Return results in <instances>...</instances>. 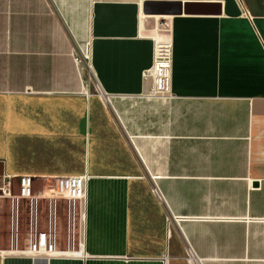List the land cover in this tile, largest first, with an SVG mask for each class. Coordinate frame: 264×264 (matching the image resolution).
<instances>
[{
  "label": "crops",
  "instance_id": "obj_1",
  "mask_svg": "<svg viewBox=\"0 0 264 264\" xmlns=\"http://www.w3.org/2000/svg\"><path fill=\"white\" fill-rule=\"evenodd\" d=\"M183 2L207 5L0 0V264H188L187 242L204 264H264V0ZM157 43L171 46L166 94L144 77ZM86 171L81 248L60 202L58 253L17 252L31 222L24 200L13 219L11 180Z\"/></svg>",
  "mask_w": 264,
  "mask_h": 264
},
{
  "label": "built area",
  "instance_id": "obj_2",
  "mask_svg": "<svg viewBox=\"0 0 264 264\" xmlns=\"http://www.w3.org/2000/svg\"><path fill=\"white\" fill-rule=\"evenodd\" d=\"M142 7L146 0H140ZM184 1V0H180ZM76 61L80 59L76 55ZM171 46L168 43H157L153 65L145 73L144 77L150 81L153 93L166 94L169 92L171 79ZM90 175L86 171L82 174L72 175H44L34 177L32 175L18 176L19 193L13 195L12 215L13 219L18 218L19 202L24 200L28 203L31 222V235L27 248L17 249L16 251L24 255H53L58 253L56 249L55 222L58 203L65 202L68 205V219H75L76 213L80 218V229L78 233L69 234V245L73 248L77 244L79 249L82 244V221L85 219V205L87 200V188ZM154 192L161 198L160 190L154 181ZM10 194V193H9ZM44 202L48 209L47 227L41 229L40 207ZM178 221V218L169 216L167 218L168 231H170L172 222ZM185 259L188 264H204V261L197 255L190 243L187 242Z\"/></svg>",
  "mask_w": 264,
  "mask_h": 264
},
{
  "label": "water",
  "instance_id": "obj_3",
  "mask_svg": "<svg viewBox=\"0 0 264 264\" xmlns=\"http://www.w3.org/2000/svg\"><path fill=\"white\" fill-rule=\"evenodd\" d=\"M207 4L196 2H183L180 0H146L143 3V11L146 14L153 15H176V14H193L196 13L197 7ZM168 18H162L157 21V26L161 29L169 27Z\"/></svg>",
  "mask_w": 264,
  "mask_h": 264
},
{
  "label": "rangeland",
  "instance_id": "obj_4",
  "mask_svg": "<svg viewBox=\"0 0 264 264\" xmlns=\"http://www.w3.org/2000/svg\"><path fill=\"white\" fill-rule=\"evenodd\" d=\"M13 151L15 153L14 155H16V156H18V158H20V147L14 148ZM9 186L11 188V194L12 195H17L19 193V185H18V182H17V178H13L11 180V182L9 183ZM9 208H10L9 200L7 202L5 200L4 206L2 207V212H3L4 217H8L9 216V212H10ZM24 209H25V207H24ZM22 210H23V207H22ZM60 211L62 213L63 219L67 220L68 219V217H67L68 205L66 203L63 204V208H60ZM27 213H26V211H24V215H25L26 219L28 218L27 217ZM21 214H22V211H21ZM22 219L23 218H21V220ZM21 224H22V226L27 225V223H21ZM4 226H5L4 227L5 228L4 229V234H5L7 232V230H6L7 223H5ZM26 236H27L26 231L22 230V232L20 233V238H23V237H26Z\"/></svg>",
  "mask_w": 264,
  "mask_h": 264
},
{
  "label": "bare ground",
  "instance_id": "obj_5",
  "mask_svg": "<svg viewBox=\"0 0 264 264\" xmlns=\"http://www.w3.org/2000/svg\"><path fill=\"white\" fill-rule=\"evenodd\" d=\"M143 12H144V11H143ZM144 15H146V13H145V12H144ZM144 15L142 14V16H144ZM148 15H151V14H147V16H148Z\"/></svg>",
  "mask_w": 264,
  "mask_h": 264
}]
</instances>
